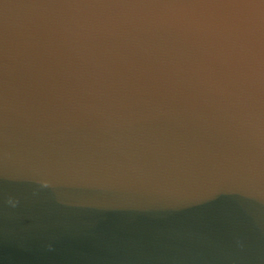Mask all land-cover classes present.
I'll return each instance as SVG.
<instances>
[{
  "label": "water",
  "instance_id": "obj_1",
  "mask_svg": "<svg viewBox=\"0 0 264 264\" xmlns=\"http://www.w3.org/2000/svg\"><path fill=\"white\" fill-rule=\"evenodd\" d=\"M0 264H264V0H0Z\"/></svg>",
  "mask_w": 264,
  "mask_h": 264
}]
</instances>
